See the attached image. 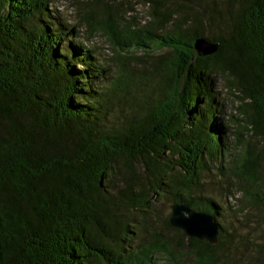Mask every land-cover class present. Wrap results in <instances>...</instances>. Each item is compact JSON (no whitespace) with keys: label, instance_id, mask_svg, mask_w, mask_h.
<instances>
[{"label":"trees","instance_id":"1","mask_svg":"<svg viewBox=\"0 0 264 264\" xmlns=\"http://www.w3.org/2000/svg\"><path fill=\"white\" fill-rule=\"evenodd\" d=\"M146 1L147 24L121 27L110 0L82 2L75 21L54 0H0V264H230L235 232L205 193L213 170L243 182L231 186L264 224V0ZM96 32L119 46L117 75ZM198 36L217 50L198 55ZM149 49L161 50L151 92L124 111L127 52ZM230 146L243 149L229 165ZM166 198L212 215L217 242L187 237L170 211L157 227ZM247 247L264 264V243Z\"/></svg>","mask_w":264,"mask_h":264},{"label":"rangeland","instance_id":"2","mask_svg":"<svg viewBox=\"0 0 264 264\" xmlns=\"http://www.w3.org/2000/svg\"><path fill=\"white\" fill-rule=\"evenodd\" d=\"M91 0H54L53 5L56 6L67 19L75 21L80 13V7L82 2ZM117 7L122 16V25L134 24L135 26H143L148 22V10L150 4L146 0H110ZM170 4V2H167ZM91 44L97 48V55L104 65L110 67L111 73L117 75V69H119L122 61L116 56V51H119V46L115 43L108 41L104 35L96 32L92 39ZM150 52L146 53L142 50H135L134 53L127 52L128 60L126 66L131 68L130 72V89L128 95L125 98H120L118 104L124 105V111L130 112L133 103L140 102V96L143 94L149 95L151 87L155 78L151 75L152 63L155 61L154 57L161 50L149 49ZM130 57V58H129ZM109 71V72H110ZM223 77L216 78V92L215 95L217 102H219L220 113L224 120L225 118H231L230 115H237V111L234 106L238 104L236 99L225 89L223 86ZM142 100V99H141ZM116 102V103H117ZM133 104V105H132ZM217 114V116H219ZM233 120V118H231ZM231 125L232 123L229 122ZM234 128L230 127V131L227 135L226 142L230 145L235 139ZM249 138V134L247 133ZM255 147H259L255 139H250ZM243 149L229 147V154L227 155L228 164H231V160L238 158L239 152ZM225 163V162H224ZM226 166H228L226 164ZM205 193L213 198L220 206L221 216L218 217L219 223H221L225 229L229 232H235V242L237 244L238 251L236 254H232V260L230 264H249L246 262L248 255L252 253L247 245L254 243H264V224L260 222L257 217L259 209L250 204L249 200L243 197L242 190L236 187H241L243 182L238 184V180L228 173L226 176H222L218 171L213 170L212 173L207 174L205 177ZM230 182V183H229ZM237 183V184H236ZM231 184L236 185L234 188ZM161 204L157 205L158 218L157 227H161L163 219L170 211L171 202L169 199H161ZM242 209V211H241ZM234 253V252H233ZM236 255V256H235ZM248 260V259H247ZM249 261V260H248ZM157 264H166L163 259H159Z\"/></svg>","mask_w":264,"mask_h":264},{"label":"water","instance_id":"3","mask_svg":"<svg viewBox=\"0 0 264 264\" xmlns=\"http://www.w3.org/2000/svg\"><path fill=\"white\" fill-rule=\"evenodd\" d=\"M193 47L198 55H207L217 50L218 43L204 36H198L193 38ZM168 222L172 227L184 232L187 237L206 240L210 244L218 240L220 228L212 215L195 211L186 204H172Z\"/></svg>","mask_w":264,"mask_h":264}]
</instances>
